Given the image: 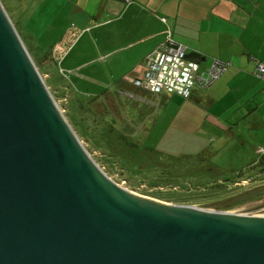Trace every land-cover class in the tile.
Instances as JSON below:
<instances>
[{"label":"water","instance_id":"1","mask_svg":"<svg viewBox=\"0 0 264 264\" xmlns=\"http://www.w3.org/2000/svg\"><path fill=\"white\" fill-rule=\"evenodd\" d=\"M186 209L105 174L0 0V264H264V194Z\"/></svg>","mask_w":264,"mask_h":264},{"label":"crops","instance_id":"2","mask_svg":"<svg viewBox=\"0 0 264 264\" xmlns=\"http://www.w3.org/2000/svg\"><path fill=\"white\" fill-rule=\"evenodd\" d=\"M32 2L23 27L35 54L51 57L75 26L79 34L57 63L59 74L79 98L115 100L132 94L138 119L148 128L147 143L199 146L209 143L213 131L229 135L245 125L254 128L252 136L264 148V81L254 74L264 64V0ZM29 25L44 27L43 36ZM169 33L202 70L214 59L232 68L189 100L136 88L133 83L144 78L147 62Z\"/></svg>","mask_w":264,"mask_h":264},{"label":"rangeland","instance_id":"3","mask_svg":"<svg viewBox=\"0 0 264 264\" xmlns=\"http://www.w3.org/2000/svg\"><path fill=\"white\" fill-rule=\"evenodd\" d=\"M1 1L83 146L119 186L154 202L216 212L264 194V163L256 155L259 147L253 127L241 125L229 135L213 131L211 142L199 146L147 143L148 128L142 117L138 119L139 107L130 93L115 100L79 98L59 74L58 53L64 52L59 44L74 41L70 32L53 48L51 57L40 58L23 27L33 0ZM30 25L37 37L43 34L44 27L38 25L37 30Z\"/></svg>","mask_w":264,"mask_h":264},{"label":"built area","instance_id":"4","mask_svg":"<svg viewBox=\"0 0 264 264\" xmlns=\"http://www.w3.org/2000/svg\"><path fill=\"white\" fill-rule=\"evenodd\" d=\"M163 22L167 23V19H163ZM70 34L75 39L79 31L73 26ZM59 45H62L64 51L58 53L60 57L57 63L60 64L70 44L65 41ZM187 55V48L178 44L169 33L165 44L147 62L144 78L135 81L134 86L156 96L169 95L189 100L196 90L207 91L232 68L231 63L214 59L208 69L202 70L200 64L189 61ZM254 74L264 81L263 63L258 64ZM257 153L264 156V148H259Z\"/></svg>","mask_w":264,"mask_h":264},{"label":"bare ground","instance_id":"5","mask_svg":"<svg viewBox=\"0 0 264 264\" xmlns=\"http://www.w3.org/2000/svg\"><path fill=\"white\" fill-rule=\"evenodd\" d=\"M186 210H191V211H195V212H199V213L202 212V211H200L199 209H186ZM203 213H207V214H215V212L212 211V210H208L207 212L204 211Z\"/></svg>","mask_w":264,"mask_h":264},{"label":"trees","instance_id":"6","mask_svg":"<svg viewBox=\"0 0 264 264\" xmlns=\"http://www.w3.org/2000/svg\"><path fill=\"white\" fill-rule=\"evenodd\" d=\"M181 45V44H180ZM258 151V150H257ZM258 154V153H257ZM258 156L260 157V160H262V162L264 163V156H262V155H259L258 154Z\"/></svg>","mask_w":264,"mask_h":264}]
</instances>
